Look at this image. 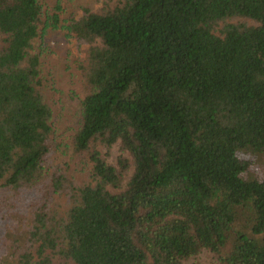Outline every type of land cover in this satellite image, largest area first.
<instances>
[{
  "label": "trees",
  "instance_id": "obj_1",
  "mask_svg": "<svg viewBox=\"0 0 264 264\" xmlns=\"http://www.w3.org/2000/svg\"><path fill=\"white\" fill-rule=\"evenodd\" d=\"M79 9L81 179L34 46L61 22L0 0V264H264V176L238 156L264 153V0Z\"/></svg>",
  "mask_w": 264,
  "mask_h": 264
},
{
  "label": "rangeland",
  "instance_id": "obj_2",
  "mask_svg": "<svg viewBox=\"0 0 264 264\" xmlns=\"http://www.w3.org/2000/svg\"><path fill=\"white\" fill-rule=\"evenodd\" d=\"M102 1L42 0L45 15L56 14L61 25L58 28L47 26L46 31L38 36L34 43L41 57L44 99L52 108L55 117V141L58 144L55 162L62 165L65 163L64 166H68L69 169L68 174L77 179H81L86 173L85 157L82 153H73L71 137L81 122V100L85 91L82 72L78 65L85 64V53L84 46L77 47L74 40L68 36L63 21L79 12L81 6L95 8L101 6ZM237 22H244V19ZM112 152L114 155L117 153L115 148ZM238 156L250 164L243 174L245 178L264 176V153L239 151Z\"/></svg>",
  "mask_w": 264,
  "mask_h": 264
}]
</instances>
